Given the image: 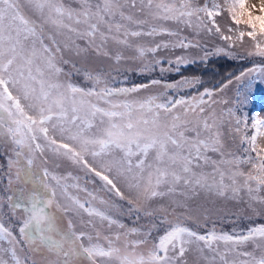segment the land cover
<instances>
[{"label": "snow or ice", "instance_id": "6c2138e0", "mask_svg": "<svg viewBox=\"0 0 264 264\" xmlns=\"http://www.w3.org/2000/svg\"><path fill=\"white\" fill-rule=\"evenodd\" d=\"M27 3L37 18L25 12L23 0H0V142L11 152L4 173L7 183L0 188V264H10L5 259L8 255L14 264H188L185 257L189 253L194 254L193 264H264V223L232 234H218L213 225L201 234L197 230L201 217L206 225L214 213L191 203L201 195L228 199L230 194L231 199L246 203L253 215L264 216V146L257 140L264 137V120L253 119L254 131L249 136L242 129V125L247 128V116L242 120L237 115V105L247 100V92L256 84L253 73L264 80V65L234 76L238 85L235 105L223 95L231 79L218 89L205 88L188 99L167 97L158 103L160 97L148 96L114 102L113 96L137 93L149 85L108 87L107 74L85 67L83 75L93 84L86 89L70 82L58 66L70 62L64 59L65 50L83 55L86 62L90 50L109 57L105 50L109 40L132 48L128 38L145 34L133 28L143 27L149 19L193 26L194 18L197 29L221 34L215 18L224 7L215 3L211 8L207 3L194 6L191 0H139V6L137 0H80L77 8L65 6L62 0ZM228 11L236 25L243 22L251 27L246 33L240 31L236 40L243 43L246 35L252 45L248 55L264 57V0H260V15L247 10L245 0H236ZM245 13L247 19L242 21L239 17ZM140 15L145 19H139ZM157 31L151 26L146 35ZM221 38L232 40L222 34ZM77 40L86 41L87 46L82 48ZM162 46L168 47L136 45L135 49L143 57ZM180 46L189 44L181 41ZM234 46L235 41L230 47ZM222 53L234 55L225 48L205 49L204 58ZM115 59L121 60L119 52ZM185 62L186 58L176 57L177 65ZM149 67L145 65L143 70ZM192 83L185 78L163 87ZM151 84L161 85V81ZM99 101L108 107H100ZM233 120L232 135L239 136L240 154L227 150L222 133ZM89 156L92 164L86 159ZM65 159L94 173L109 192L127 200L128 212H136L137 220L140 212L153 221L162 218L167 225L163 235L149 244L151 231L127 228L92 207L90 200L82 202L70 192L80 186L69 180L78 178L71 172L58 173L60 161ZM244 165L247 171L241 170ZM118 182L126 185L131 199L117 187ZM156 198L167 199L169 204L153 208ZM97 218L101 224L107 222L110 232L117 227L114 234L102 237L106 246L101 243ZM133 233L144 238L129 239ZM248 243L254 250L241 252ZM18 253L24 254L23 260Z\"/></svg>", "mask_w": 264, "mask_h": 264}, {"label": "rangeland", "instance_id": "374dc122", "mask_svg": "<svg viewBox=\"0 0 264 264\" xmlns=\"http://www.w3.org/2000/svg\"><path fill=\"white\" fill-rule=\"evenodd\" d=\"M25 3V12L31 15L34 19L38 17V14L34 13L28 6L27 0H23ZM62 2L67 7L77 8L79 7L80 0H62ZM146 2V0H145ZM166 3L176 2L179 3L180 0H164ZM194 6H203L205 3L211 8L212 4H219L224 7V11L220 13L215 19L217 25L220 26L221 34L225 36H231V41H225L221 38V34H217L215 31L208 33L203 29H197L195 25V19L193 18V26H188L185 23L177 21H164V20H148V23L141 28H133V30L141 31L145 33L139 37H129L130 43L133 44L132 48H128L125 45L117 44L112 40H109L105 46V50L109 52V57L102 54H97L94 51H89L86 54V62L83 58L77 57L75 52L64 51V59L69 60L68 64H59L62 67L64 73L68 74L67 79L79 87L90 88L93 87L92 82L85 79L83 75V69L85 67L98 70L101 73L107 74L108 87L114 88H131L138 84H147L149 87L144 90L141 89L137 93L120 94L119 96H113L114 102L119 101H132V100H143L148 96H158V103L165 102L167 97H172L173 99H179L184 97L185 99L196 96L203 92L205 88L210 90L218 89L222 84H227L228 80H233L232 84L224 90L223 95L226 98H230L233 104H236V97L238 95L237 88L238 85L233 79L234 76H238L240 72L246 69L253 68L255 65H264V57L257 55L249 56L248 52L251 51L252 45L250 38L246 35L243 39V43L236 40L240 31L251 30L249 25L241 24L236 25L234 21L231 20L232 13L228 11L232 7L236 0H191ZM139 6V0H137ZM260 0H245V8L253 13V15H260L259 11ZM255 5V7H253ZM239 5H236V13L239 14ZM203 15V13H201ZM139 19H145L144 15L138 16ZM242 21L247 19V14L243 17H239ZM118 19V18H117ZM151 26H156L158 31L154 35H146L150 31ZM229 27L232 31H228ZM159 29H167L168 31H159ZM169 32L175 33V35H169ZM123 38V37H121ZM183 41L185 44H189V47L184 48L180 46V42ZM235 41V46L230 47V45ZM82 48L87 46V42L83 40H77ZM168 45V47H160L154 53L146 52L143 57H140L135 49L136 45H141L146 48H155L156 45ZM201 45V47H196L195 45ZM173 45H175L173 47ZM216 48H225L227 52H232L234 55L229 56L226 54L212 55L204 58V50L214 51ZM119 52L121 55V60L117 61L115 59V54ZM176 57L186 58L185 63L177 65L175 63ZM154 61H159V63H153ZM172 61V63H169ZM75 65V67H73ZM145 65H151L147 70ZM76 69H80L77 71ZM163 69V71H162ZM178 69V70H177ZM253 77L256 80V84L247 92V100L237 105L239 111L237 115L243 118L247 116V128L242 125L243 131L247 132L250 136L253 133V128L251 127L254 116L258 119L264 120V80H262L258 73H253ZM63 78V77H62ZM187 78L193 81L191 85L183 86L180 88L165 89L163 85L174 84L182 79ZM195 78H199V83L195 82ZM159 80L161 85L153 86L151 81ZM103 83L97 87H103ZM243 91V90H241ZM215 93H214V97ZM207 101L208 97H204ZM23 103V101H22ZM100 107H108L104 101H99ZM253 112L251 107H254ZM257 107V108H256ZM219 111V107H218ZM234 120L232 124L226 125L222 129L224 142L227 146V150L236 152L240 154L242 149L239 146V136H233L232 130L234 129ZM264 131V129H262ZM52 133L50 132V135ZM258 143L264 146V137H257ZM11 152L7 146L0 142V188H2L6 183V177L4 175L7 168V160ZM213 159H218V157L212 153H209ZM90 164L93 163L92 158L86 157ZM95 166V165H93ZM243 171L248 170V166H242ZM206 171H211L210 168ZM71 172L72 176L77 177L78 180H69V183H78L79 189H70V192L77 196L82 202L84 200H90L92 207L98 208L101 211H105L107 214L112 215L113 219H117L120 223L126 225L127 228L137 227L141 229V233H146L151 231V235L148 237L149 244L158 240L160 235H163L166 223L162 222V218L158 220H151L149 217L145 216L143 212L139 213L140 219L137 220V213L128 212L129 204L127 200H123L117 197L114 192H109L108 188L99 177H96L94 173H86L82 167L72 164L68 160L60 161V167L58 173L60 175H67ZM107 174V173H106ZM112 178V176H110ZM219 179V177H217ZM227 179L225 183H227ZM117 187L125 194L126 197L129 196L128 189L123 182H118ZM87 189V192L84 189ZM91 193V195H88ZM245 200L247 199L244 193H241ZM264 195V193H261ZM193 207L199 205L204 208H210L213 210V215L204 224V218L201 217V227L197 229L203 234L206 230H211L213 225L217 233H228L232 234L234 231L236 233L246 232L249 227L255 226L256 224L264 223V216L253 215L250 211H247L246 203L233 200L230 198H217V197H207L206 195H201L197 200L191 202ZM161 204L168 205L169 201L167 199L156 198L152 201L151 207L156 208ZM171 210V208L169 209ZM179 211V210H178ZM251 217V219H249ZM87 214H85V219H87ZM157 224L156 228H152L151 225ZM76 227L80 228L81 225L79 221H75ZM97 228L101 231V243L106 246V242L103 241L102 237L105 235L114 234L117 231V227L113 226L111 232L108 229L107 222L101 224L99 218L96 219ZM188 226L194 227L193 222H189ZM144 237L140 234L133 233L129 236V239H143ZM2 243V242H0ZM223 242H221V246ZM6 246V245H4ZM143 250V249H138ZM243 251H253V245L248 243L239 249ZM223 251V247H221ZM255 254L259 256V252L256 251ZM20 259H24L23 253H18ZM34 259H39L38 257H33ZM5 259L9 260L10 264H14L11 260V256L8 255ZM185 259L188 264H193L194 254L189 253Z\"/></svg>", "mask_w": 264, "mask_h": 264}, {"label": "trees", "instance_id": "16d2710c", "mask_svg": "<svg viewBox=\"0 0 264 264\" xmlns=\"http://www.w3.org/2000/svg\"><path fill=\"white\" fill-rule=\"evenodd\" d=\"M253 108H255V106H254V107H251V111H252V112H253ZM256 108H257V107H256ZM254 118H257V117H256V116H254ZM254 118H253V119H254Z\"/></svg>", "mask_w": 264, "mask_h": 264}, {"label": "bare ground", "instance_id": "6f19581e", "mask_svg": "<svg viewBox=\"0 0 264 264\" xmlns=\"http://www.w3.org/2000/svg\"><path fill=\"white\" fill-rule=\"evenodd\" d=\"M254 109V108H253ZM257 117V116H256ZM253 131H254V129H253Z\"/></svg>", "mask_w": 264, "mask_h": 264}]
</instances>
